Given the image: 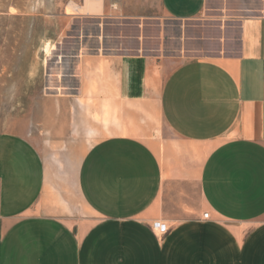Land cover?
<instances>
[{
    "label": "crops",
    "instance_id": "1",
    "mask_svg": "<svg viewBox=\"0 0 264 264\" xmlns=\"http://www.w3.org/2000/svg\"><path fill=\"white\" fill-rule=\"evenodd\" d=\"M156 2L178 21L225 15L236 55L160 88L151 58L108 57L106 125L62 109L39 127L47 149L0 133V264H264V0ZM152 115L172 141L147 142Z\"/></svg>",
    "mask_w": 264,
    "mask_h": 264
},
{
    "label": "rangeland",
    "instance_id": "2",
    "mask_svg": "<svg viewBox=\"0 0 264 264\" xmlns=\"http://www.w3.org/2000/svg\"><path fill=\"white\" fill-rule=\"evenodd\" d=\"M103 3V12L87 14L76 11L86 0H0V133L48 141L39 127L54 125L62 109L83 110L95 126L106 125L108 57L151 58L160 88L182 63L238 51V28L223 14L178 21L161 14L156 0ZM146 128L147 142L173 140L159 116ZM103 136L95 129L85 149Z\"/></svg>",
    "mask_w": 264,
    "mask_h": 264
},
{
    "label": "bare ground",
    "instance_id": "3",
    "mask_svg": "<svg viewBox=\"0 0 264 264\" xmlns=\"http://www.w3.org/2000/svg\"><path fill=\"white\" fill-rule=\"evenodd\" d=\"M103 1L104 0H86L85 8H77L76 11L81 12L84 9L87 14H99L102 12Z\"/></svg>",
    "mask_w": 264,
    "mask_h": 264
},
{
    "label": "built area",
    "instance_id": "4",
    "mask_svg": "<svg viewBox=\"0 0 264 264\" xmlns=\"http://www.w3.org/2000/svg\"><path fill=\"white\" fill-rule=\"evenodd\" d=\"M204 218H207V215H204ZM159 231L160 232H165V228L162 226V227L159 228Z\"/></svg>",
    "mask_w": 264,
    "mask_h": 264
}]
</instances>
